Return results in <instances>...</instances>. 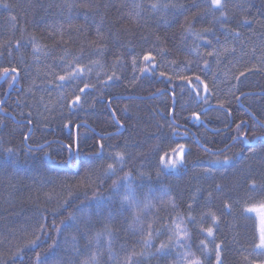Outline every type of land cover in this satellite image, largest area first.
<instances>
[{
    "label": "trees",
    "instance_id": "obj_1",
    "mask_svg": "<svg viewBox=\"0 0 264 264\" xmlns=\"http://www.w3.org/2000/svg\"><path fill=\"white\" fill-rule=\"evenodd\" d=\"M154 3L178 4L184 9L152 12ZM225 3L227 20L221 24L218 12L216 18L203 15L204 0H0V76L5 67L21 69L12 89L0 79V98L8 102L0 106V264H27L40 250L27 247L35 239L34 232L42 235L41 247L47 246L45 241L51 242L36 230L41 216L46 217L42 223L49 226L48 233L54 235L51 222L64 218L65 207L72 211L86 192L91 196L90 187L100 185V192L110 188L116 177L86 176L79 160L85 168L93 160L99 167L111 162L107 160L110 152H124V172L150 175L151 183L136 181L138 194L142 196L149 187L156 191L163 161L158 164L153 149L161 134L172 147L179 142L188 149L183 168L160 177L174 188L175 211L166 202L153 200L155 208L139 223L127 212L114 220L94 218L88 236L103 232L106 225L113 232L111 249L104 243L99 247L92 244L80 259L96 256L98 264H165L152 253L167 237H156L155 247L145 248L142 241L148 238L147 225L161 228L177 215H190L196 218L197 227L214 228L217 243L224 241L223 264L264 261V255L254 248L259 243L258 221L242 211L264 201V128L259 126L264 124V0ZM195 4L201 7H193ZM243 20L247 23L241 24ZM232 30L240 33L239 40L229 36ZM149 53L155 58L151 62L143 59ZM69 65L85 68L83 80L59 81L60 75H67ZM113 74L114 80L119 77L117 86L102 90L104 95L112 94L113 103L101 99L93 106V91L87 95L88 103L82 101L83 107H69L80 94L77 85L88 82L99 88V82ZM61 83L63 88L58 86ZM204 84L209 89L206 102L202 100ZM109 108L117 109L115 116ZM173 116L178 129L173 127ZM117 118L123 127L112 126ZM69 120L81 127H66ZM241 120L246 122L243 131H248V142L230 138L236 135L235 124ZM173 131L180 135H172ZM77 135L81 153L76 156V166L57 163L37 151L51 144L45 152L58 161ZM22 136L29 139L23 141ZM102 136L104 160L89 156V152L99 151L94 145ZM6 148H12L14 154L4 151ZM164 150L170 159L167 143ZM224 156L231 162L214 166L212 174L206 175L209 161ZM16 159L21 163H13ZM216 185L224 191L218 192ZM64 201L72 207L64 205L55 212ZM225 204L232 206L230 213ZM209 214L218 223L213 224ZM188 227L195 235V228ZM64 235L69 242L76 236V247L81 250L88 244L77 232ZM72 247L66 244L64 253ZM19 249L26 256L13 259ZM209 259L215 264L212 256ZM168 264H172L171 255Z\"/></svg>",
    "mask_w": 264,
    "mask_h": 264
},
{
    "label": "snow or ice",
    "instance_id": "obj_2",
    "mask_svg": "<svg viewBox=\"0 0 264 264\" xmlns=\"http://www.w3.org/2000/svg\"><path fill=\"white\" fill-rule=\"evenodd\" d=\"M205 10L203 15H211L213 18H216V13H219L220 23L223 24L227 20V13L225 11L226 3L225 0H204ZM195 8H200V4L193 5ZM176 9H184L183 5L178 4H151L150 10L152 12L164 11L165 13H172ZM162 21L164 18H161ZM247 23L246 20L241 21V24ZM207 31V29L205 30ZM229 36L232 38L239 40L240 33L232 30L229 32ZM19 43V42H18ZM211 43V41H209ZM212 55V53H209ZM143 59L145 61L151 62L155 58L151 56V53L144 55ZM207 62H205V68H207ZM69 65V71L67 75H60L58 77L61 82H75L78 80H83L86 75L85 68ZM188 70L195 71V67L192 65H186ZM196 67H199L198 65ZM20 68H9L5 67L2 69L3 75L0 76V79H4L7 83V88L12 89L15 84L19 82L20 79ZM165 73L161 72L160 76H164ZM241 76H244L245 73L241 72ZM115 74L112 76H108L107 81L99 82L100 87H97V84H92L85 82L83 87H79L77 85V91L80 94H76L74 99L71 100L70 108L75 109L77 106L83 107V103H88L87 95L90 92H95L96 99L92 101L93 106L99 103L101 99L105 100L106 103H113L112 94L104 95V89H108L110 87H116V80H119V77H115ZM185 79H188L185 77ZM200 76H196V80L200 81ZM112 82V83H109ZM170 82V81H169ZM63 88L64 83L58 85ZM203 91L206 95L202 98L203 102L207 101V94L209 93L208 86L206 84L203 85ZM163 94V93H161ZM131 99V97H129ZM236 99H239L237 97ZM83 101V103H82ZM7 100L0 98V106L7 105ZM223 107V105H221ZM108 111L115 116L117 109L109 108ZM126 111V109H125ZM229 114H231V109L227 110ZM193 117L197 120L200 119L198 113H193ZM174 129H178L180 126L175 123V117H171ZM33 121L31 119L28 120V124H32ZM235 123V120L232 121ZM245 121L241 120L239 123L235 124L236 135L230 137L233 140H241L243 142L249 141L248 131H243V127L245 125ZM69 128L79 129L81 127L80 124H73L71 120L65 125ZM113 127H123L124 124L120 119H116ZM261 128H264V124L259 125ZM230 127V125H229ZM118 130V129H117ZM172 135L179 136L180 133L178 131H173ZM253 137H255V132H253ZM112 136H107V139H112ZM29 139L28 136H22L23 141H27ZM157 139L160 140L159 145H157L153 151L158 157V164L163 161V164L160 165V170L157 172V181L156 183L159 185L156 191H153L151 187L147 189L146 192L142 194H138V186H134L137 180L145 181L147 180L151 183L150 175L143 172H136L135 174L132 171L124 172V167L127 163L125 158V153L121 151H113L110 152L107 156V160L111 162H105L100 164L99 167H96L95 161L93 160L88 167H84V162L79 160V164L81 166V170L85 172L86 176H97L98 178L102 177H116L111 182L110 188L106 192H100L97 189L100 185L96 187H90L91 196L86 192L84 195V199L75 205L72 211H68V208H64V212L67 214L63 219H60L59 222L55 219L51 222V229L54 235L48 233V225L42 223V221L46 220V217L41 216L36 223V230L44 236L48 237L50 243L47 244L46 247H41L38 243L42 239V235H35V239L30 240L28 242L27 247L39 248V251H35L32 257H29L27 260V264H98V260L96 256H89L87 260H81L80 257L87 253L89 245L95 244L97 247L101 246L102 243L106 244L109 250L112 246V237L113 232L106 225L104 227L103 232H96L95 236L89 237L88 232L91 231V222L94 218H99L101 216L105 217L107 220H114L119 216H122L125 212L130 213L133 217L134 223H139L141 221L142 216L147 215L152 212L155 208V204L153 200L159 203H167L173 208L175 211L176 205L172 198L171 193L174 191L172 186H169L164 180L160 179L163 175H171L174 174L176 170L182 169L186 164L188 149L184 143L175 142L176 146L172 147L171 143L168 142L167 137L161 134ZM168 144L170 149L172 159H168L169 152L164 150V145ZM75 145V151H73V147ZM45 147H51V144L46 146L38 147L37 151L43 153L45 156H48L50 159L57 163H62L64 165H72L76 166L78 161L76 159L77 154L81 153L80 151V138L77 135L72 143H68L65 148L67 150L66 156L62 157L58 161L51 153L45 152ZM94 148H98L99 151L89 152V156L97 157L101 160H104L103 150L105 148L104 137L102 136L94 145ZM255 151V149H252ZM9 154H14V150L12 148L4 149ZM32 149H29V153H31ZM163 152L164 155L161 156L160 153ZM231 162V159L227 156H224L223 159L210 160L209 165L211 167L207 168L205 171L206 175L212 174V169L216 165H220L221 167L228 165ZM15 164L21 163L20 159H16L13 161ZM23 163H27V160H24ZM120 172H124V175H119ZM216 190L218 192H223L224 189L220 185H216ZM119 200V205L116 206V201ZM64 205H68V207H72L68 204V201H64L63 205H59L55 212H60L61 207ZM231 205L225 204L224 208L231 212ZM189 211H191V204L188 205ZM242 211L245 215L249 216L252 219L256 218V214L259 213L260 219V228H259V243L254 245L255 249H258L261 255H264V201H261L258 207H246L242 208ZM213 224L218 223V218L215 217L214 214H209ZM188 225H192L195 228V235L189 230ZM140 229L143 233L145 231L144 225L140 223ZM65 232L72 233L77 232L80 236L88 241V244L85 245L84 249L81 250L77 245V237L72 236L71 241L69 242L68 238L65 237ZM147 239L143 240L145 248L155 247L153 241L156 237L166 236L167 239L161 241L158 247H155V251L152 253L153 256H159L164 261L165 264H168V258L172 256V264H212V260L209 259L210 256L214 259L215 264H223L222 260V250L224 246V241H220L217 243V239L215 236V230L213 227H197V220L192 216L182 217L177 215V219L169 223L168 225H164L161 228L153 229L152 225H147L146 229ZM106 234V235H105ZM71 243L72 251L68 253H64L65 245ZM209 244L212 247H209ZM25 255L26 253L24 249H19L15 254V256ZM142 255V253H141ZM131 260V257H130ZM133 264H139V261H134ZM260 264H264V261H261Z\"/></svg>",
    "mask_w": 264,
    "mask_h": 264
},
{
    "label": "rangeland",
    "instance_id": "obj_3",
    "mask_svg": "<svg viewBox=\"0 0 264 264\" xmlns=\"http://www.w3.org/2000/svg\"><path fill=\"white\" fill-rule=\"evenodd\" d=\"M170 159H172V157H170ZM169 159V160H170ZM255 207H258V206H255ZM256 219L258 221V229L260 228V219H259V213L256 214Z\"/></svg>",
    "mask_w": 264,
    "mask_h": 264
},
{
    "label": "water",
    "instance_id": "obj_4",
    "mask_svg": "<svg viewBox=\"0 0 264 264\" xmlns=\"http://www.w3.org/2000/svg\"><path fill=\"white\" fill-rule=\"evenodd\" d=\"M1 82H2V81H1ZM1 82H0V83H1Z\"/></svg>",
    "mask_w": 264,
    "mask_h": 264
}]
</instances>
